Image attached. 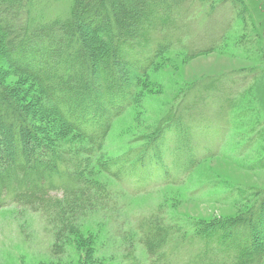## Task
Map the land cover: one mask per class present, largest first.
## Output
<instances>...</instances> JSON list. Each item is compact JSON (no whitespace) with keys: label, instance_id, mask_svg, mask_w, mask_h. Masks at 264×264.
Here are the masks:
<instances>
[{"label":"trees","instance_id":"obj_1","mask_svg":"<svg viewBox=\"0 0 264 264\" xmlns=\"http://www.w3.org/2000/svg\"><path fill=\"white\" fill-rule=\"evenodd\" d=\"M228 2L73 0L68 18L44 20L33 13L32 0H0V58L31 77L49 103L48 112L88 143L72 148L46 140L22 104L24 96L0 80V209L15 206L40 215L57 242L52 255L62 254L58 243L83 216L118 210L114 193L85 174L114 120L137 101L132 74L145 75L172 50L184 49L188 59L216 51L226 27L216 38L200 40L185 31L197 14L208 18L205 30L210 31V16ZM196 129L195 124L164 126L148 144L103 163L101 170L132 196L180 186L218 152L205 147L198 153ZM171 131L172 147L166 142ZM135 229L147 264H263L256 232L264 230V199L243 219L200 225L190 234L162 211L137 217ZM129 264L142 263L131 259Z\"/></svg>","mask_w":264,"mask_h":264},{"label":"rangeland","instance_id":"obj_2","mask_svg":"<svg viewBox=\"0 0 264 264\" xmlns=\"http://www.w3.org/2000/svg\"><path fill=\"white\" fill-rule=\"evenodd\" d=\"M32 1L33 13L44 20L68 18L73 6V0ZM230 2L210 16V31L205 30L208 18L199 14L185 31L200 40L207 35L216 38L226 27L216 51L188 59L184 49L172 50L145 75L132 74L137 101L114 120L102 151L85 174L114 193L118 210L83 216L58 243L62 254L52 255L57 242L40 215L15 206L1 208L0 264H129L131 259L147 264L149 256L135 229L137 217L162 211L190 234L200 225L243 219L256 209L264 199V0ZM0 80L24 96L22 104L46 140L72 148L88 145L48 112L49 103L37 83L1 58ZM169 124H195L198 153L205 147L218 150L182 185L132 196L101 170L103 163L148 144ZM169 138L166 142L172 147L174 131ZM256 234L264 264V230Z\"/></svg>","mask_w":264,"mask_h":264}]
</instances>
